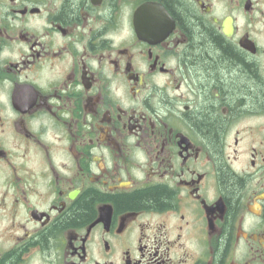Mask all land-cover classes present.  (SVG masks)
I'll use <instances>...</instances> for the list:
<instances>
[{
  "label": "flooded vegetation",
  "instance_id": "flooded-vegetation-1",
  "mask_svg": "<svg viewBox=\"0 0 264 264\" xmlns=\"http://www.w3.org/2000/svg\"><path fill=\"white\" fill-rule=\"evenodd\" d=\"M0 264H264V0H0Z\"/></svg>",
  "mask_w": 264,
  "mask_h": 264
},
{
  "label": "trees",
  "instance_id": "trees-1",
  "mask_svg": "<svg viewBox=\"0 0 264 264\" xmlns=\"http://www.w3.org/2000/svg\"><path fill=\"white\" fill-rule=\"evenodd\" d=\"M201 38H203V43H202V50L201 55L206 54L208 52V46L210 44L216 45L213 46V48H217V46H220L218 44V42H216L215 40L212 41L211 36L205 34L201 35ZM211 40V41H210ZM211 50H213L211 48ZM224 56L221 59V61H223V67H227L228 62L232 63V59L229 58V53H227V51L224 50V52L222 53ZM204 56V55H203ZM206 60V59H205ZM208 63H209V59ZM220 61V60H219ZM219 61L215 62L213 61L212 64H218ZM206 124H208V126L206 127V130H208L210 132V135H212V133L214 132L213 126H211L212 124H214L212 121L207 120ZM215 125V124H214ZM93 197V196H92ZM165 194L163 192L162 189L159 190H154L153 192H144L142 194H139L137 196H135L134 198H130V199H137L135 203H130L129 205H154V206H164V204L166 203V198H165ZM94 198H86L83 201L79 202V204L76 206V208L73 210V212L69 215L68 218H66V222L72 223L73 225L76 224H82L88 221L90 215L92 214V200Z\"/></svg>",
  "mask_w": 264,
  "mask_h": 264
}]
</instances>
